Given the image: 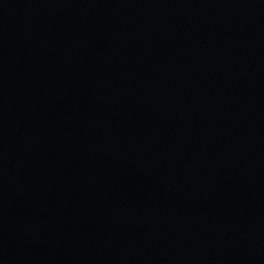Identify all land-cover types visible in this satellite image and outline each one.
<instances>
[{
    "label": "water",
    "instance_id": "obj_1",
    "mask_svg": "<svg viewBox=\"0 0 264 264\" xmlns=\"http://www.w3.org/2000/svg\"><path fill=\"white\" fill-rule=\"evenodd\" d=\"M0 264H264V0H0Z\"/></svg>",
    "mask_w": 264,
    "mask_h": 264
}]
</instances>
